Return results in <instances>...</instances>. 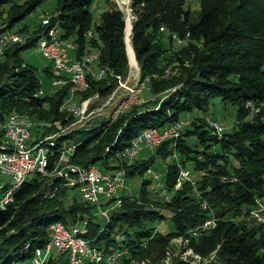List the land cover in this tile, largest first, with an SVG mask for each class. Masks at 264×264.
Here are the masks:
<instances>
[{"label":"trees","instance_id":"1","mask_svg":"<svg viewBox=\"0 0 264 264\" xmlns=\"http://www.w3.org/2000/svg\"><path fill=\"white\" fill-rule=\"evenodd\" d=\"M102 1L107 6L109 0ZM43 2L0 0V35ZM99 2L56 0L50 25L40 23L31 34L26 25L16 29L28 37L9 44L0 55V126L14 113L62 127L76 121L60 109L68 97V84L40 95L38 70L21 57L53 26L61 40L74 44L73 58L96 54L95 70L105 68L100 80L88 74V88L75 98L105 99L115 90L116 77H126L124 13L106 7L93 22ZM186 2L131 0L133 56L139 80L147 79L148 93L155 99L131 105L112 122L96 116L68 132L43 129L40 139L56 135L42 145L47 147V171L56 168L68 145H74L68 161L72 167L93 164L102 172L112 169L118 164L117 153L142 131L173 125L195 110L205 112L212 98L236 110L235 127L214 134L205 119L194 118L175 142L167 139L147 158L123 164L128 180L143 177L157 159H169L161 184L166 197H157L151 179L143 178L139 194L115 195L102 203L108 209V221L102 225L91 212L95 207L69 185L75 178L73 168H66L65 176L36 174L26 179L12 192L11 202L0 208V264L31 260L34 249L48 241V227L56 221L66 229L85 228L81 236L105 253L127 250L120 264H264V226L247 220L256 197L264 198V0H196L198 11ZM173 35L187 40L176 51ZM167 67L174 73L166 76ZM43 72L52 82L50 68ZM190 136L194 144L186 141ZM181 169L204 174L193 184L184 180L176 188ZM167 219L170 231L153 227ZM209 219L212 224L204 227ZM178 236L185 239L190 256L173 254L171 241ZM50 258L44 264H67L60 253Z\"/></svg>","mask_w":264,"mask_h":264},{"label":"built area","instance_id":"2","mask_svg":"<svg viewBox=\"0 0 264 264\" xmlns=\"http://www.w3.org/2000/svg\"><path fill=\"white\" fill-rule=\"evenodd\" d=\"M93 6H95L93 4ZM51 15L42 14L40 20L41 25H50ZM49 41H41L39 38L36 42L38 50H42L45 58L50 61V68L53 73L72 72L73 82L89 83L87 75L89 74L93 80H100L105 75V68L102 70H95L93 64L97 58H89L88 61H80L70 56L69 52L73 51L65 41L52 34V27L48 29ZM91 33L88 32V35ZM8 36L7 32L0 35V51H2V41ZM175 37V36H174ZM173 37V38H174ZM180 42L179 40H177ZM82 63L92 64V73L82 72ZM59 86H52L50 92H55ZM119 87H124L127 91L126 99H133V94L137 91L147 89V79L141 81L137 80L135 84L130 87L123 86L122 78L117 80V86L114 91ZM68 97L71 95V83L68 85ZM111 96L106 97L104 100H109ZM65 100V102H66ZM106 101V102H107ZM123 102V101H122ZM92 101L80 104L78 110L72 111V116L77 118L78 122L82 120V116H89L92 111L90 110ZM121 102L117 103L110 113L107 120L113 121V115L117 114V109ZM89 109V110H88ZM88 110L86 114L84 111ZM7 120V130L0 134H10V142L5 144V153L0 154V167L11 166L15 168V182L19 178H25V171L32 163H38L41 153H33V145H39V141L32 144L29 140L31 136L32 125L25 124L23 121ZM209 129L214 134H221L223 128L220 127L215 121L207 120ZM185 125L183 120L175 122L173 125L165 126L160 129L150 128L138 134V137L133 139L125 151L126 160L129 158H136L143 149L149 150L148 142L150 140H157L159 146L167 140L168 137H174L179 130H182ZM32 137V136H31ZM52 135L46 136L43 140L49 139ZM1 143V135H0ZM66 150H70L68 145L59 154L58 160H66ZM88 176H81V172H74L75 178L70 180L69 185L76 186L81 199L91 204L98 210L99 214L108 221V209L102 207V203L111 197L115 196L117 192L125 185L119 180V173L115 169H109L105 172H94V165L92 169H88ZM188 171L180 170L179 179H177L176 186H179L181 181L189 180ZM11 192L8 198H0V208L3 209L7 203L11 201ZM212 220H207L203 226H209ZM85 228L73 227L71 232H64L59 229V226H52L48 229V241L36 252L31 258L32 264H39L40 257L46 250L62 249V255L66 258L67 264H120L124 258H127V250L112 251L105 253L95 247L90 246V243H85V239L81 236L85 233Z\"/></svg>","mask_w":264,"mask_h":264},{"label":"rangeland","instance_id":"3","mask_svg":"<svg viewBox=\"0 0 264 264\" xmlns=\"http://www.w3.org/2000/svg\"><path fill=\"white\" fill-rule=\"evenodd\" d=\"M16 1H17V3H22V1H24V0H16ZM99 1L100 2L97 3L95 10H93V17H92L93 22H96L99 11L105 9L106 7L107 8H117V9L121 10L124 13L125 21L128 20V22H129V33L126 32L127 48H126V44H125L126 55L128 53V55H127L128 71H127L126 77L124 79H122V84H123V86L130 87L133 84H135L137 82V80H139V67H138L137 63H135L136 60H135V56H133L134 52H132V49H131L132 47H131V43H130V24H131L130 22L132 21V18H133V16L131 15V10H129L130 5H131V0H109L107 6H106V3H104L102 0H99ZM188 3H191V5H188ZM185 6H189L190 9L193 11H198V7H197L198 5L196 3V0H187V2L185 3ZM55 8H56V0H44V2L39 7H37L35 11H33L28 16H26L25 19L22 20L19 24H17L12 30L14 32H17L16 29L18 27H20L21 25H26L28 33L31 34L35 29L38 28V26H40L41 15L42 14H50L51 15L52 13H54ZM1 21H2V19L0 20V23H1ZM160 30H162V28ZM89 32L91 34L88 35V33H87L88 38L93 36L92 32L91 31H89ZM163 32L166 33L165 30H163ZM21 35L28 37V35H26V34L25 35L21 34ZM42 39H43V37H42ZM177 39H178L177 37H174L172 39L174 41L173 44H174L175 51L182 48L180 45H182V44L184 45L187 43V40H185V39L179 40L180 42H178ZM167 41H168V39H166L164 36H162L161 42L163 43L165 48H169ZM124 42H125V39H124ZM70 43L72 44V46H74V44L72 42H70ZM74 50H75V46H74ZM69 54L72 57V51L69 52ZM21 57L27 64L35 67L38 70V73L40 76L39 80H41V83H42L41 92H39L40 95H45V94L51 93L50 92V90L52 88V85L50 82L51 79H49V77L43 72L45 67L50 68V61L47 60L46 58H44L39 52H37L36 45H35V47H31V48H28V49L22 51ZM92 57H96V54H90V55L84 56L82 58L86 59V58H92ZM89 68L92 69V64L90 65ZM171 73H174L173 70L170 69L169 67H167L165 75L168 76ZM119 80H120V77H119ZM109 96H111V97L108 101L104 100V99L92 97V95L87 97V98H84V99H81L79 97H77V98L74 97L73 102L76 105V107H79L80 104H82V103H86V101H92V104L90 107V110L92 111V113L89 116H82V118H84V119L80 120L79 122H78V117L75 118L76 121L74 120L73 122H71L70 124H68L65 127H62L58 122H53V123H51V122H38V121H34V119H32V117H30V116L21 115L23 117L28 118L31 121V123L33 122L32 123L33 126L31 128V136L32 137L30 136L29 140L32 141V144H35L38 141L43 140L45 137L43 139H40V138H42V134L40 135V132L45 128L54 127V128H57L59 131H64V132L67 131L68 132L69 129L74 128L75 126H81L84 122L90 121L93 117H96V116H98L100 118H106V119L109 118L110 119V117H108V116L113 111L115 105L119 102L126 104L124 110L129 108L131 105H134L133 103L129 104V102H128L129 99H126L128 95H127V91L124 87L117 88V90L113 91ZM142 96L144 97L145 101L149 100V99H155L153 96L149 95L148 89H145ZM90 97H92V98H90ZM136 104H138V103H136ZM60 109L63 110L64 112H66L67 115L72 116L70 111L67 109V103L64 102L63 105L60 107ZM88 110H85L84 114H86L88 112ZM122 113H120V114H122ZM120 114L118 113L116 115V117L114 118V120L118 116H120ZM10 115H12V114H10ZM14 115H18V114L14 113ZM199 117L205 119L206 122L209 119L212 121H215L220 127L223 128V131L226 133L230 132L236 125V110L232 107L225 106L217 98H212L209 100L208 110H206L205 112L195 110V111H192V112L186 114L183 117V121L185 122L183 129L188 128L191 120H193L194 118H199ZM110 122H112V121H110ZM34 127H36L39 132L36 133V130L34 129ZM45 136H47V135H45ZM186 141L194 144L195 140H194V137L190 136L187 138ZM50 147H51V145H50ZM148 154H150V151L143 149L140 152V154L137 156V158L145 159L149 156ZM68 161H69V158L66 162L58 163V166L56 165V168L53 171H47L45 175H42V177L50 178V177L56 176V175L57 176H65L67 170H69V169H66V166L70 165V164H68ZM169 161L170 160L167 159V161L162 162L161 160L157 159L155 161L154 166L151 168V170L149 172H147L145 175H143V177H135L134 179H128V180L125 179V186L117 192L116 196H123V195L135 196V195L139 194L140 185H141L140 181H142L143 178L144 179L150 178L151 179L150 188L152 189L153 193L156 194L157 197L161 196V197L165 198L166 194H164L165 192L162 191L161 184H162V176L164 175L163 171L165 169V164L168 163ZM181 170L188 171L190 178H189V180H185V181H189L191 184H193V182L196 180V177L204 174L201 171H198L196 174H194L191 171H189V169L188 170L187 169H181ZM35 177H36V173L31 172L27 179L31 180V179H34ZM11 185H12V179L10 177H8V175L0 173V187L6 186V187L10 188ZM179 186H176V188H178ZM19 188H20V186H19ZM71 196H72V194H71ZM254 203L255 204L251 208L249 219H247V220H249V221L252 220V223H254V224L258 223V224H262L264 226V198L262 199L260 196H257ZM91 212L94 215V217L96 218L98 223H100L101 225L104 224L105 218L99 214L98 210L94 209V210H91ZM209 220H211V219H209ZM153 227L159 231L164 232V233L168 232L172 229V225H171V222L169 219H167L166 221L165 220L164 221L158 220L153 224ZM205 227H207V226H205ZM184 240L185 239L183 237L178 236L171 241L172 252H174L173 254L175 256L180 255L182 258L190 256L191 252L189 250H186V244H185ZM53 251H55V250H53ZM168 259H169V256L167 255L166 259H164V262L168 263V261H169ZM16 264H32V263L30 260H26L25 262H20V263H16Z\"/></svg>","mask_w":264,"mask_h":264},{"label":"bare ground","instance_id":"4","mask_svg":"<svg viewBox=\"0 0 264 264\" xmlns=\"http://www.w3.org/2000/svg\"><path fill=\"white\" fill-rule=\"evenodd\" d=\"M41 19H42V15H41ZM5 32L8 33V36H6V39H4L2 41V51H0V55L2 54L3 50L9 44L21 42L22 40L24 41V38H27L25 36H22L18 32H14L11 29L6 30ZM126 32L129 33V22L128 21H127V25H126ZM52 34H54V37L59 38L58 30L54 26L52 27ZM173 37H174V35H173ZM41 41H49V33H47L46 37H43V39L41 38ZM65 43L68 46H70V48H72L74 50V46H72V44L70 42L65 41ZM36 49H37V52H39L45 58V54H42V50H38L37 46H36ZM88 59L89 58H86V59L80 58V61H88ZM81 65H82V72L92 73V69L89 68L91 63H82ZM50 70H51V74L54 78V79H52V82H51L52 86H62L65 84L70 85V83H71V91L72 92H71L70 97L68 98V100H66L65 103H67V109L70 111V113H72V111L78 110V107H76V105L74 104L73 99L79 91L83 92L88 88V83L73 82V73L72 72L53 73V69L50 68ZM100 70H102V69H100ZM116 78H117V80L119 79V77H116ZM144 91L145 90L137 91L136 93H134L133 99H129V101H128L129 104L130 103L136 104V103L144 102L145 100L142 97V94ZM125 106H126V104H124V103L120 104L118 109H117V114L124 112ZM117 114L112 116L113 120ZM7 118L10 120H15V121H23V122H25V124L33 126V124H32L33 122L31 123V121L28 118L23 117L21 115L19 116V115L12 114V115H9ZM82 119H84V118H82ZM5 130H7V120L5 121V123L2 126H0V133L5 132ZM146 130H148V129H146ZM180 132H181V130H179V132H177V135H174V137H168L167 139L175 142L177 140ZM54 136H56V135L52 134V137H50L49 139L40 140L39 145H33V153H41V155L39 158V162L38 163H32L29 166V168L27 169V171H25V178H19L15 182V178H13L15 176V168H13L11 166L0 167V173L8 175V177H10L12 179V185L10 186V188L6 187V186L0 187V198H8L10 196V192L12 194V192L17 190L18 186H20L28 178V176L31 172H35L36 174H39L41 176L46 174V172H47V147L42 146V145L45 141L51 140ZM136 137H138V135ZM9 142H10V134H1L0 154L5 153V148H4L5 144H2V143H9ZM132 142H133V140L131 141V143ZM147 142H148V148H150V151H152L156 146L159 145V143H157V140H150ZM48 144L52 145V142H50V143L48 142ZM127 147H129V146H127ZM127 147L123 148L121 151H119L117 153L116 157H117L118 164H115L116 167L112 168V169H115L116 172L119 173V180L122 181L124 183V185H125V179L126 178H125V168L123 167V164H129L135 159V158H129L126 160V157L124 155H125V151L127 150ZM73 149H74V145H71L70 150H66V160H58L57 166H58V163L66 162L68 160L69 156L73 153ZM66 168H73L75 172H81V176H88L87 170L92 169V164H90L88 166H84V167H72V166L68 165V166H66ZM94 172H101V170L97 166L95 167V165H94ZM52 226H59V229H61L64 232H71V229H66L64 227V225H62V223L58 222V221L52 222L49 225L48 229H50V227H52ZM85 243H88L86 241V239H85ZM42 247L35 248L33 255H35L36 252L39 251L40 248H42ZM54 250H55V252H57V254L60 253V255H62V249H54ZM52 251L53 250H46L45 253H43V255H41L39 264L47 263L49 258L52 256V253H53ZM198 258H199L198 256H194L193 259H196V261H198L199 260Z\"/></svg>","mask_w":264,"mask_h":264},{"label":"water","instance_id":"5","mask_svg":"<svg viewBox=\"0 0 264 264\" xmlns=\"http://www.w3.org/2000/svg\"><path fill=\"white\" fill-rule=\"evenodd\" d=\"M128 21V20H127ZM127 21H125V44H126V48H127V43H126V25H127ZM130 32H131V24H130ZM132 49V48H131ZM132 52H133V50H132ZM127 55H128V53H127Z\"/></svg>","mask_w":264,"mask_h":264},{"label":"crops","instance_id":"6","mask_svg":"<svg viewBox=\"0 0 264 264\" xmlns=\"http://www.w3.org/2000/svg\"><path fill=\"white\" fill-rule=\"evenodd\" d=\"M53 253H56L55 251H53ZM57 254V253H56Z\"/></svg>","mask_w":264,"mask_h":264}]
</instances>
